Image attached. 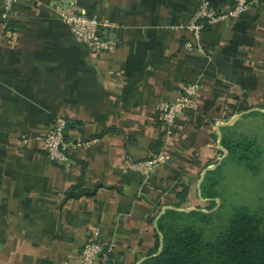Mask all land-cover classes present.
<instances>
[{
  "label": "crops",
  "instance_id": "crops-1",
  "mask_svg": "<svg viewBox=\"0 0 264 264\" xmlns=\"http://www.w3.org/2000/svg\"><path fill=\"white\" fill-rule=\"evenodd\" d=\"M60 1L20 0L5 15L0 0V264H79L95 230L112 248L100 264H141L167 211H209L202 187L224 162L222 137L264 119V0L206 28L205 55L183 47L199 0L67 1L118 24L96 56ZM189 82L196 107L163 136L156 114ZM55 116L70 120L68 142L85 141L68 145L67 169L43 149ZM162 150L168 160L148 176L129 169Z\"/></svg>",
  "mask_w": 264,
  "mask_h": 264
},
{
  "label": "built area",
  "instance_id": "built-area-1",
  "mask_svg": "<svg viewBox=\"0 0 264 264\" xmlns=\"http://www.w3.org/2000/svg\"><path fill=\"white\" fill-rule=\"evenodd\" d=\"M20 0H4L5 15L12 10L15 2ZM257 0H234L228 8L218 9L212 0H199L191 21L185 26L190 32L191 38L187 39L183 47L187 52L197 54H207V49L201 41V36L206 27H213L219 21H231L243 16ZM57 10L65 24H67L75 38H77L93 55L107 51L114 46V42L109 39V32L116 28L118 24L106 19H101L95 15L81 12L67 1H60ZM198 82H189L183 87V92L174 101L161 104L157 114L156 122L159 124L163 136L170 135L178 117L185 110H194L196 107ZM70 126V120L62 116L52 118L42 136L43 149L47 158L53 164L67 169L69 155L68 145L78 147L85 141L77 140L68 142L66 133ZM169 158L165 151H159L151 158L139 161H131L129 169L138 170L148 176L156 166L163 164ZM99 232H91L89 238L83 245L80 252L79 264H100L109 258L112 248H107L99 241ZM70 264V263H67Z\"/></svg>",
  "mask_w": 264,
  "mask_h": 264
},
{
  "label": "trees",
  "instance_id": "trees-1",
  "mask_svg": "<svg viewBox=\"0 0 264 264\" xmlns=\"http://www.w3.org/2000/svg\"><path fill=\"white\" fill-rule=\"evenodd\" d=\"M202 61L203 64L207 62L206 59ZM209 66L211 68L213 65ZM255 142V138H234L230 135L223 136L221 141L229 156L240 166L257 173V160L262 152ZM217 171L218 168L210 171L202 187L203 196L212 199L209 212H188L205 224L218 216L211 211L218 205L215 199L218 194L213 189V183H217L211 177ZM184 215L185 211L173 209L160 218L156 246L141 264H264L263 208L248 205L234 207L224 228L210 239L206 238L204 228L196 223L178 229L167 225L169 219L182 218Z\"/></svg>",
  "mask_w": 264,
  "mask_h": 264
},
{
  "label": "rangeland",
  "instance_id": "rangeland-1",
  "mask_svg": "<svg viewBox=\"0 0 264 264\" xmlns=\"http://www.w3.org/2000/svg\"><path fill=\"white\" fill-rule=\"evenodd\" d=\"M254 122V120H250L242 128L240 126V132L230 136L234 138L244 136L249 139L255 138V146L262 152L260 159L257 160L258 172L253 173L251 170L240 166L234 158L229 156L226 149L223 152L221 151L223 153L221 161L224 162L222 165L219 163L218 171L211 176L214 182L217 183L216 185L213 183V189L218 194L216 198H219L218 205L211 211L216 212L218 216L213 218L210 223L205 224L192 216L191 213H188L189 211H185L186 215L182 218L169 219L167 225L178 229L190 223H196L204 228L206 238L210 239L224 228L234 207L248 205L253 208L261 207L264 209V119L261 122L258 121V123ZM210 207L211 202L209 207L206 208ZM202 211L209 212L208 210Z\"/></svg>",
  "mask_w": 264,
  "mask_h": 264
},
{
  "label": "water",
  "instance_id": "water-1",
  "mask_svg": "<svg viewBox=\"0 0 264 264\" xmlns=\"http://www.w3.org/2000/svg\"><path fill=\"white\" fill-rule=\"evenodd\" d=\"M67 1H69V0H67ZM241 116V114H238L237 115V118L238 117H240ZM220 141H221V138H220ZM221 147H222V145H221ZM223 148V147H222ZM224 149V148H223ZM225 150V149H224ZM217 167V164H214V165H212L211 167H210V169H215ZM216 201L217 202H219V198H216ZM177 210H179V211H191V210H193V209H195V208H191V210H184V209H181V208H176Z\"/></svg>",
  "mask_w": 264,
  "mask_h": 264
}]
</instances>
